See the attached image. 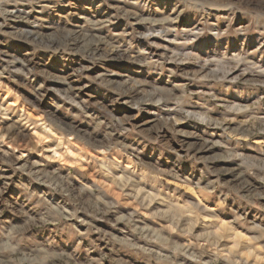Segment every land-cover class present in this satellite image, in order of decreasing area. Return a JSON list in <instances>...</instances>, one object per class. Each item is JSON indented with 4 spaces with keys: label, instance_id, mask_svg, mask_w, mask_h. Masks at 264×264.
<instances>
[{
    "label": "clouds",
    "instance_id": "1",
    "mask_svg": "<svg viewBox=\"0 0 264 264\" xmlns=\"http://www.w3.org/2000/svg\"><path fill=\"white\" fill-rule=\"evenodd\" d=\"M0 264H264V0H0Z\"/></svg>",
    "mask_w": 264,
    "mask_h": 264
}]
</instances>
